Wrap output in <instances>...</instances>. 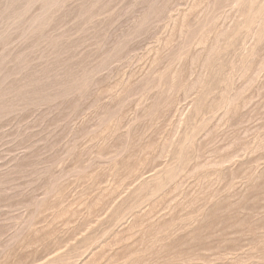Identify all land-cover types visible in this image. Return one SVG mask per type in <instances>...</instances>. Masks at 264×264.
I'll return each instance as SVG.
<instances>
[{
  "label": "rangeland",
  "instance_id": "374dc122",
  "mask_svg": "<svg viewBox=\"0 0 264 264\" xmlns=\"http://www.w3.org/2000/svg\"><path fill=\"white\" fill-rule=\"evenodd\" d=\"M0 264H264V0H0Z\"/></svg>",
  "mask_w": 264,
  "mask_h": 264
}]
</instances>
